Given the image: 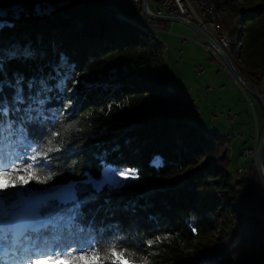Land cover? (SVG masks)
Returning a JSON list of instances; mask_svg holds the SVG:
<instances>
[{"label": "trees", "instance_id": "trees-1", "mask_svg": "<svg viewBox=\"0 0 264 264\" xmlns=\"http://www.w3.org/2000/svg\"><path fill=\"white\" fill-rule=\"evenodd\" d=\"M212 2L232 59L264 95V0ZM110 3L0 0V100L12 125L0 137V161L24 168L36 153L59 149L34 163L41 179L52 178L13 190L7 202L22 201L23 210L68 184L75 188V200L40 208L33 227L52 221L46 228L25 230L22 211L18 243L0 256L26 264L36 247L106 253L115 245L131 264H264V213L238 203L244 179L231 171L234 134H209L187 112L168 85L159 38ZM17 89L22 104L14 103ZM250 98L264 125V107ZM106 166L130 168L138 178L95 189L88 179ZM248 169L250 198L260 209L264 186L252 158ZM73 210L65 227L59 218Z\"/></svg>", "mask_w": 264, "mask_h": 264}, {"label": "rangeland", "instance_id": "rangeland-1", "mask_svg": "<svg viewBox=\"0 0 264 264\" xmlns=\"http://www.w3.org/2000/svg\"><path fill=\"white\" fill-rule=\"evenodd\" d=\"M110 5L114 6L117 14L125 15L121 10L123 7L122 3L116 4L111 2ZM150 6L152 9L156 10V4L153 0L150 2ZM143 18L148 20L146 13H143ZM163 27H165L166 30H164ZM212 27L214 32L220 38L223 34L219 33L216 24H213ZM148 29L153 31L154 35L156 34L159 40L166 43V46H162L160 42L159 45L161 47V52L165 55L166 65L170 74L168 85H173L176 90L180 91L183 96L182 104L187 109V112L189 111V114L192 116H198V114L199 116L204 115V119L201 118V120L198 121L209 134H234L232 143H237L241 139L242 143L246 146H252L256 143L259 133L262 134L264 129L260 108L257 105L254 107L250 96L248 97L244 93L241 86L231 76L219 58L201 44L203 41L202 37L190 27L177 21L163 22L158 29ZM227 44L229 45V50L225 49L230 54V44L228 42ZM177 49L182 50V53ZM175 51H177V53ZM200 66L204 68L202 72H199L198 70V67ZM238 68L241 70L240 66H238ZM177 81L180 83L182 81L185 82L186 86H177L176 88L175 83ZM184 87H187L190 91H192L193 88L198 91L194 100H196V102L199 101V103L196 105L190 103V100L187 98L188 96L184 93ZM228 110L239 114L237 119L232 123L225 117V113ZM213 114L217 115V119L213 118ZM230 148L231 145L229 146V151ZM247 150H252L255 154L253 156H251V154L245 156ZM230 157L233 160L231 171L236 178L244 179L239 185L237 191L238 198H244L245 196L247 199L245 200L247 209L253 213L263 215L264 202L259 203L261 210L256 207L255 201L250 198L249 188L246 182V180L252 176V172L248 169L249 163L246 161L247 158H252L254 160L255 171L261 180L256 165V145L254 148L245 149L242 156L238 157L237 162L233 155H230ZM239 167H244V173L242 175H239L238 173ZM126 170L132 169L117 170L112 166H106L99 178H89L88 182L95 189H101L106 184L117 185L131 179L129 178L125 180L119 176V172ZM113 173H115L114 176ZM97 185H99V188H97ZM74 194L75 188L73 187V184H68L54 195L67 199L71 198ZM26 264L46 263L40 260H34Z\"/></svg>", "mask_w": 264, "mask_h": 264}, {"label": "snow or ice", "instance_id": "snow-or-ice-1", "mask_svg": "<svg viewBox=\"0 0 264 264\" xmlns=\"http://www.w3.org/2000/svg\"><path fill=\"white\" fill-rule=\"evenodd\" d=\"M24 102L22 95L20 94V89H17V95L14 97V103L22 104ZM9 113V107L6 100H0V137L5 131L10 130L12 125L7 119ZM52 151H59V149L48 148L45 152H38L36 155L31 157L33 161L32 164L26 165L24 168H19L16 166H5L2 161H0V197L4 199V205L0 209V252H4L5 249L15 246L18 243L19 235L21 232L19 230V225L21 221V212L26 214L25 220V230L31 228L33 231H39L41 228L48 227V224L53 223L49 221L48 223H42L33 227L34 222L41 220L39 215L40 208L48 204L49 201L60 199L56 195H50L42 198L34 203H30L23 210L20 208L22 201L12 200L10 203L7 202V198L14 195L15 189L25 188L30 185L34 180L37 184H46L48 180L52 177L48 175L43 179L36 174V169L34 167L35 161L39 158H48V153ZM29 172L27 176L21 175L20 173ZM115 173H113V176ZM15 176V178H13ZM119 176L123 179H136L138 175L133 170H126L119 172ZM99 188V185H97ZM75 200V196H72ZM63 202V201H62ZM61 221H64V226L67 227L72 224L75 219V210L73 214L68 217H60ZM83 231V229H81ZM159 239V238H157ZM153 241L149 240L148 244L151 245ZM129 256L131 254H128ZM44 258L52 264H104L105 261H109L110 264H131L129 258L126 257L125 251H117L116 246L113 245L107 249L106 253H101L99 251L87 252L84 249L72 248L71 250H65L63 252L59 250H48L40 249L39 247L33 248L28 259L39 260ZM0 264H7L3 256H0Z\"/></svg>", "mask_w": 264, "mask_h": 264}, {"label": "built area", "instance_id": "built-area-1", "mask_svg": "<svg viewBox=\"0 0 264 264\" xmlns=\"http://www.w3.org/2000/svg\"><path fill=\"white\" fill-rule=\"evenodd\" d=\"M110 2H114L116 4L122 3L123 4V12L133 16L135 18H143V13H146L144 10V0H108ZM152 0H148V8L154 13L162 14L166 16H178L183 17L188 20H191L195 22L198 26H200L204 31H207V28L203 21H205L208 25L213 26V21L209 17V8L211 6V0H153L156 4V10L152 9L150 6V2ZM7 16H13L12 11H7ZM147 15V14H146ZM148 16V15H147ZM145 20V19H144ZM147 25H150L153 28H160V23H158L156 20L148 16V20H145ZM164 30H166L165 27H163ZM218 42L222 44V46H225L226 49L228 48V44H225L222 38L220 37ZM202 45H204L206 48H208L210 51H213L211 46L206 44L205 42H201ZM162 45L166 46V43L162 41ZM199 72H202L204 70L203 67H198ZM189 94V90H186ZM190 103L192 105H196V100L192 99L190 97ZM239 116L238 113L233 112L231 110H228L225 113V117L229 122H234L237 117ZM213 118L217 119V115L213 114ZM253 156L255 154L252 150H247L245 156ZM239 175H242L244 173V167L238 168ZM247 200L244 196L239 197V202L242 203L244 207V212L247 210L246 207V201Z\"/></svg>", "mask_w": 264, "mask_h": 264}, {"label": "water", "instance_id": "water-1", "mask_svg": "<svg viewBox=\"0 0 264 264\" xmlns=\"http://www.w3.org/2000/svg\"><path fill=\"white\" fill-rule=\"evenodd\" d=\"M122 10V9H121ZM144 10L148 16L155 20L170 22L177 21L185 24L199 34L202 39L211 45V47L216 52V56L219 58L221 63L225 66L231 76L238 82L241 86L244 93L249 97L250 95L255 97L264 107V95L259 92L250 81H248L242 74V71L238 68L231 55L223 48V46L215 40L208 32L204 31L200 26L195 22L188 20L183 17L178 16H166L156 14L151 12L148 8V0H144ZM123 11V10H122ZM263 154H264V129L258 140L256 141V165L261 178V181L264 185V164H263Z\"/></svg>", "mask_w": 264, "mask_h": 264}, {"label": "bare ground", "instance_id": "bare-ground-1", "mask_svg": "<svg viewBox=\"0 0 264 264\" xmlns=\"http://www.w3.org/2000/svg\"><path fill=\"white\" fill-rule=\"evenodd\" d=\"M103 1H108V0H103ZM212 1V0H211ZM123 10V9H122ZM151 11V10H150ZM152 12V11H151ZM157 14V13H156ZM125 15L129 18V19H131V20H133V21H135V22H137L138 24H141V25H144V26H146V27H148V28H153V27H151L150 25H147L146 24V21L144 20V19H140V18H135V17H133V16H130V15H128V14H126L125 13ZM160 15H162V14H160ZM209 17H210V19L213 21V24H215V6H214V4H213V2H211V6H210V8H209ZM155 20V19H154ZM158 23H160V24H162L164 21H159V20H156ZM204 22V24H205V26H206V28H207V31H208V33L215 39V40H219V37L217 36V34L214 32V29H213V27L212 26H210V25H208L205 21H203ZM154 29H156V28H154ZM156 35V34H155ZM221 38H222V40L224 41V43L225 44H227V40H226V38H225V36L224 35H222V36H220ZM159 42H160V44L162 45V41L161 40H159ZM203 42H205L204 40H203ZM206 43V42H205ZM206 44H208V43H206ZM209 46H211L210 44H208ZM222 45V44H221ZM162 46H165V45H162ZM212 48V47H211ZM223 48L225 49L226 47L225 46H223ZM213 49V48H212ZM228 50H229V45H228V48H227ZM226 50V49H225ZM213 51H214V49H213ZM227 51V50H226ZM212 52V51H211ZM228 52V51H227ZM213 53V52H212ZM215 56L217 55L216 54V52L214 51V53H213ZM217 57V56H216ZM187 93V92H186ZM188 94V93H187ZM238 202H239V200H238ZM240 204V209L242 210V211H244V207H243V204L242 203H239Z\"/></svg>", "mask_w": 264, "mask_h": 264}, {"label": "crops", "instance_id": "crops-1", "mask_svg": "<svg viewBox=\"0 0 264 264\" xmlns=\"http://www.w3.org/2000/svg\"><path fill=\"white\" fill-rule=\"evenodd\" d=\"M163 24V23H162ZM175 43V42H174ZM178 50V49H177ZM180 53H182V50H178ZM176 53H177V51H175ZM184 81V80H183ZM176 82L175 83V86H176V88H177V86L178 87H183V86H186L185 85V82ZM169 86H171V87H174L173 85H169ZM184 90L186 91V90H188L187 89V87H184ZM184 91V93L188 96L187 98L190 100V97L192 98V99H195V97H196V95L198 94V91L197 90H195L194 88L192 89V91H190L189 90V94H187L186 92ZM199 100V99H198ZM197 103H199V101H197L196 102V104ZM192 112V111H191ZM188 113H190L189 111H188ZM198 119L199 120H201V118L202 119H204L203 117H204V115H200L199 116V114H198ZM244 140V139H243ZM256 145V143H254L252 146H246V145H244L243 143H242V140L240 139V141L239 142H237V143H232L231 144V148H230V155H233L235 158L234 159H236V162H237V160H238V157L239 156H242V154H243V152H244V150L245 149H251V148H254V146ZM250 159L251 158H247L246 159V161L250 164ZM249 164H248V166H249Z\"/></svg>", "mask_w": 264, "mask_h": 264}]
</instances>
